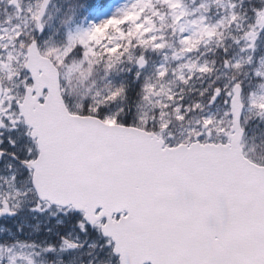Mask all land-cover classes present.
Listing matches in <instances>:
<instances>
[{
  "label": "snow or ice",
  "instance_id": "6c2138e0",
  "mask_svg": "<svg viewBox=\"0 0 264 264\" xmlns=\"http://www.w3.org/2000/svg\"><path fill=\"white\" fill-rule=\"evenodd\" d=\"M52 2L0 19V264H264V161L243 151L264 135V0H132L45 48Z\"/></svg>",
  "mask_w": 264,
  "mask_h": 264
},
{
  "label": "rangeland",
  "instance_id": "374dc122",
  "mask_svg": "<svg viewBox=\"0 0 264 264\" xmlns=\"http://www.w3.org/2000/svg\"><path fill=\"white\" fill-rule=\"evenodd\" d=\"M130 3H132V0H116L112 5H111V7L108 9V11H110V12H108V13H103V15H104V17H103V19H99L98 21H97V25L98 24H100V23H103L105 20H107L108 19V15H112L114 12H115V16L116 15H118L119 14V12H120V10L121 9H124L125 8V6H127V5H129ZM148 23H151V21H149ZM143 28V27H142ZM150 28H148V29H146V31H148ZM143 33H141V35H142ZM121 35V34H120ZM97 36H99V33H96L95 34V37H97ZM122 36V35H121ZM121 36L119 37V38H121ZM119 38H116V39H114L113 38V41H116V40H118ZM146 43V42H145ZM113 50H115V49H113ZM101 90H103V89H101ZM94 93V92H93ZM93 99H94V95H93Z\"/></svg>",
  "mask_w": 264,
  "mask_h": 264
}]
</instances>
